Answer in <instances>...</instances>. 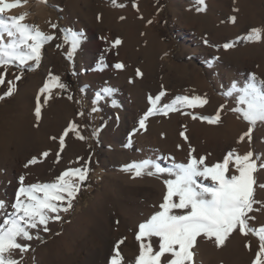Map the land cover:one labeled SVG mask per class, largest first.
Returning <instances> with one entry per match:
<instances>
[{"label": "rangeland", "instance_id": "1", "mask_svg": "<svg viewBox=\"0 0 264 264\" xmlns=\"http://www.w3.org/2000/svg\"><path fill=\"white\" fill-rule=\"evenodd\" d=\"M48 4L53 7L46 5L44 19L26 17L24 21L56 37L44 46L40 65L22 74L17 66L0 68V72H6L0 96L8 80L22 75L17 92L0 100V200L8 205L14 202L21 175L25 176L24 185L50 183L63 171L81 167L86 161L89 174L73 207L61 212L59 221H49V231L42 226L33 229V239L39 236L41 245L29 246L27 253L22 257L18 253L16 258L23 264H57V257L37 248L57 242L66 231L72 233L69 228L99 196L111 221L118 220L127 228L105 242L91 235L73 236L72 244L78 246L74 263L93 264L98 259L107 264L115 242L124 238L120 249L125 264H133L139 254L140 242L135 239L138 225L163 201L166 186L162 194L157 177L134 178V172L123 170L126 165L156 156L162 167H171L168 154L173 153L176 163H187L189 146L195 149L192 155L206 157L209 166L221 162L233 149L240 154L251 150L257 160L264 158V124L253 131L251 144L238 143L249 125L233 111L242 106L237 103L239 94L232 89L234 83L246 86L253 73L264 80V41L242 39L252 28H264V0H205L206 9L198 0H116L122 7L113 6L112 0H48ZM16 11L13 14L17 17ZM233 16L237 18L235 23L231 21ZM49 21L58 28L52 29ZM72 32L83 37L75 54ZM116 39L122 43L113 46ZM232 42L233 48H223ZM116 63H123L125 68L116 69ZM50 75L59 76L66 88L54 87L47 103L45 97L40 98L42 117L36 120V98ZM104 88L115 91L102 98ZM161 92L165 95L160 106L171 104L177 96H200L208 103L197 108L181 107L167 116L153 115L146 121L147 130L140 129L139 120L151 107L149 97ZM229 92L232 95H227ZM221 106L218 125L192 119V115L214 116ZM73 122L86 139L79 140L69 132L61 152L59 138ZM205 124L218 130L208 136ZM182 132L188 136L187 141ZM53 136L57 139H51ZM157 140L168 150L160 151ZM44 151L50 153L47 158L40 157ZM32 157L42 162L25 168ZM255 175L258 183L264 182V172ZM256 198L264 200V191L257 189ZM5 212L10 214L12 209L0 211V221L6 218ZM254 215L251 224L264 225V212ZM151 243L155 249L157 241ZM258 245L254 235L234 233L222 248L200 237L194 264H253Z\"/></svg>", "mask_w": 264, "mask_h": 264}, {"label": "snow or ice", "instance_id": "2", "mask_svg": "<svg viewBox=\"0 0 264 264\" xmlns=\"http://www.w3.org/2000/svg\"><path fill=\"white\" fill-rule=\"evenodd\" d=\"M28 0H24L27 4ZM39 3L48 7V0H39ZM113 6L122 7L112 0ZM198 4L206 9L205 0H198ZM17 7H22L20 0L15 3L9 0H0V68L17 66L22 74L26 69L38 67L42 60L44 46L56 39L54 35L42 31L39 26L24 22L26 14L16 16H4ZM236 17H231L232 23ZM52 29L58 25L49 21ZM65 32L70 30L65 29ZM72 53L78 49L82 42V34L72 32ZM242 39L253 43L264 41V28H252ZM122 43L116 39L113 46ZM234 47V42L225 43V50ZM72 59V55L69 56ZM103 63V57H101ZM115 68L123 70V63H116ZM100 70H103L101 68ZM138 76L143 73L137 70ZM6 72H0V86L5 85ZM22 75L7 81V88L0 100L12 97L17 92V81ZM54 87L64 89L66 85L60 82L59 76L50 75L43 87L40 88L36 98L35 118L42 117L41 97H45L44 103L52 98ZM232 89L239 94L237 103L242 107L234 108L239 112L242 119L249 125L238 138V143L251 144L253 131L258 124H264V80L258 79L253 73L246 86L233 84ZM113 88H104L103 97H110L114 93ZM165 95L161 92L156 97H149L151 107L139 120V128L147 130L146 121L153 115L162 114L167 116L170 112L180 111L181 107L197 108L208 103L206 98L194 96H177L171 104L160 106V101ZM227 95H232L231 92ZM71 99V97H69ZM223 106L214 116L192 115V119H200L209 124H220ZM83 115V113H80ZM79 126L71 123L59 138V148L62 152L65 147V139L69 132L76 135L79 140L86 138L80 134ZM181 136L185 141L188 136L184 132ZM51 139L56 140L53 136ZM190 147L189 161L187 163H176L174 158L171 167H162L159 162L145 159L139 163L126 165V172H134V178L147 175L150 177L166 176L164 184L166 194L159 210L138 225V234L135 239L140 242L139 254L133 264H194V249L197 247L198 238L204 237L218 248L226 246L233 234L258 237V251L255 254L253 264H264V225L254 227L251 221L256 219L255 212H264V200L256 198V191H264V182L258 183L255 175L258 171L264 172V158L257 160L254 152L249 150L240 154L236 149L229 151L221 162L211 166L205 163L206 157L192 155L194 148ZM48 151L40 154L47 158ZM42 162L38 157H32L25 165H35ZM55 162H59V153ZM231 168V174L230 173ZM88 162L81 167L67 169L60 174L55 181L50 183H33L24 185L25 176L19 177L20 187L11 205L0 200V211L11 208L9 214L5 212L6 218L0 221V264H23L22 259L16 258V253L22 257L27 253L29 245L27 241L33 240L30 230L43 227L49 231L48 224L51 220L59 221L61 212H68L73 207V201L81 190L82 184L88 179ZM210 181L211 183H203ZM180 210V211H176ZM119 224V221H116ZM158 238L157 247L154 249L152 238ZM40 239L39 236L35 237ZM125 239L115 242L108 264H125V257L120 246ZM251 250V245H245Z\"/></svg>", "mask_w": 264, "mask_h": 264}, {"label": "bare ground", "instance_id": "3", "mask_svg": "<svg viewBox=\"0 0 264 264\" xmlns=\"http://www.w3.org/2000/svg\"><path fill=\"white\" fill-rule=\"evenodd\" d=\"M9 2L15 3L16 0H9ZM20 3L22 5V7H17L15 9H12V10L6 12L7 13L6 16H15V14H13V13L15 12V10H17L16 14L18 12V14H17L18 16L26 14V17L28 18V20H29V18H31V20L37 19L40 21L42 19H44L45 13H43V12H44V9L46 7L45 4L39 3V0H28L27 4H24V2H22V1ZM216 129H217V127H213L211 125L205 124V130H206V134L208 136H211L213 134V132H215ZM157 144H158L157 147L160 148V151H164V149L168 150L165 144H163L164 146L160 144L159 140L155 141V145H157ZM168 155L171 156V158H175L174 153L168 154ZM183 155H185V154H183ZM157 158L158 157L155 156L154 158H152V157L148 158V160L156 161ZM179 160H180V158H179ZM143 176H146V175H143ZM148 178H150V177H147V179ZM166 178H168V177L165 174L164 176L157 177V180H156L157 182L155 181L159 185L158 186L159 192H162V194L165 191L163 186L165 185L164 180ZM160 188H162V189L160 190ZM97 197H98L97 201L95 202L94 205H92V208L89 211H87L83 216H81L74 223L72 228L71 227L69 228V230L71 229L72 233H67V231H66V234H64L57 242H55L56 240L50 241L48 243V246H45L43 248H37V251L41 252L43 254L52 253L55 257L58 258L56 261L57 264H67V262H71L72 264H75L74 261L77 258L76 251L78 250V246H75V244H72L73 243L72 242L73 236L91 235L94 238L102 240L103 242H105V241H108L109 238H111L112 236L113 237L117 236L118 232H120V230H123L124 228L126 229L127 228L126 225H123L120 222H119V224H116V223H113L111 221L104 204L102 205V203L100 201V197L99 196H97ZM162 202H160L158 205H160ZM158 210H159V206L154 208L152 210V212L149 213L148 217L151 216L153 213H155ZM176 211H179V210H176ZM30 231L34 237L35 232L33 231V229ZM38 234H48V232L47 233L38 232ZM152 240L157 241L158 238L153 237ZM26 243L29 246H36V247L40 244V242L36 238L33 239L32 241H30V243L29 242H26ZM17 255H18V253H16V256ZM90 264H92V262ZM93 264H101V260L95 259L93 261Z\"/></svg>", "mask_w": 264, "mask_h": 264}]
</instances>
